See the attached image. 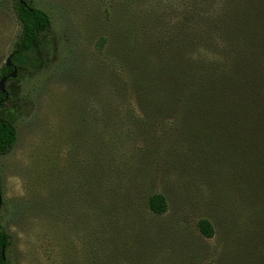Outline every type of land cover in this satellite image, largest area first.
<instances>
[{"label": "rangeland", "instance_id": "374dc122", "mask_svg": "<svg viewBox=\"0 0 264 264\" xmlns=\"http://www.w3.org/2000/svg\"><path fill=\"white\" fill-rule=\"evenodd\" d=\"M15 1L0 0V74L21 32ZM28 2L51 26L39 67L11 60L17 73L0 108L17 132L0 155L8 264H264V234L241 213L227 176L196 170L183 148L138 150L108 107L125 60L169 1ZM152 192L166 197L162 215L147 209ZM200 218L213 224L211 238L199 233Z\"/></svg>", "mask_w": 264, "mask_h": 264}, {"label": "trees", "instance_id": "16d2710c", "mask_svg": "<svg viewBox=\"0 0 264 264\" xmlns=\"http://www.w3.org/2000/svg\"><path fill=\"white\" fill-rule=\"evenodd\" d=\"M22 1H15L21 32L11 60L39 67L50 17ZM168 1L155 30L125 60L108 107L120 111L124 140L141 142L138 150L183 148L190 154L186 160L200 165L196 170L226 175L241 213L264 234V0ZM10 72L4 63L0 76ZM9 100L0 92V108ZM16 138L15 126L0 115V155ZM146 206L154 215L168 209L160 192L148 194ZM197 228L206 238L215 233L207 218ZM11 244V234L0 231V264H8L1 249L6 254Z\"/></svg>", "mask_w": 264, "mask_h": 264}, {"label": "water", "instance_id": "95a60500", "mask_svg": "<svg viewBox=\"0 0 264 264\" xmlns=\"http://www.w3.org/2000/svg\"><path fill=\"white\" fill-rule=\"evenodd\" d=\"M20 2L23 3L22 0H20ZM11 56H12V53L8 55V57L6 58V61H5V66L12 68L11 72L0 78V92L2 94H4L5 98L8 96V92L5 89V82L8 78H14L16 76V73H17L16 67L11 62ZM1 201H2V198H1V194H0V206H1ZM1 257L3 260L6 259L5 249L3 247L1 249Z\"/></svg>", "mask_w": 264, "mask_h": 264}, {"label": "flooded vegetation", "instance_id": "af4514ba", "mask_svg": "<svg viewBox=\"0 0 264 264\" xmlns=\"http://www.w3.org/2000/svg\"><path fill=\"white\" fill-rule=\"evenodd\" d=\"M14 65V64H13ZM15 66V65H14ZM11 68V67H10ZM12 69V68H11Z\"/></svg>", "mask_w": 264, "mask_h": 264}]
</instances>
